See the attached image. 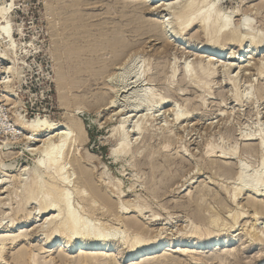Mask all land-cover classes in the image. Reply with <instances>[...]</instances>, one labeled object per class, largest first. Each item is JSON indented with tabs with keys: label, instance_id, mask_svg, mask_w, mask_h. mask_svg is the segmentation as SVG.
Masks as SVG:
<instances>
[{
	"label": "rangeland",
	"instance_id": "1",
	"mask_svg": "<svg viewBox=\"0 0 264 264\" xmlns=\"http://www.w3.org/2000/svg\"><path fill=\"white\" fill-rule=\"evenodd\" d=\"M7 1L14 4L8 14L14 41L4 39L0 26V53L10 44L15 45L9 55L11 67L9 60L4 64L0 61V80L3 81H0V162L11 165L1 171L6 176L11 175L8 177L13 178L9 180L13 183L0 184V237H15L16 242L4 247L1 264H16V255L22 250L37 254L41 262L57 258L55 249L45 253L42 250L48 230L36 228L46 218L35 215L34 201L26 205L25 213H13L19 198L15 197L17 188L14 191L11 185L19 184L17 177L21 176L22 169H33V160L38 154H31V148L34 150L39 145L38 148H43L41 140L47 137L49 142L53 134L59 133V124H67L68 116L78 120L86 134L82 146L78 145L73 149L74 154L72 150L69 154L75 181L79 166L89 173L94 185L106 189L102 191L105 196L116 198L110 197L114 206L118 207L119 202L124 206L145 205V215L137 219L143 226L141 231L145 236L160 231L165 238L163 242L169 247L163 249L166 252L156 250L137 264L156 260L194 264L190 257L202 260L195 264H264V194L254 199L244 191L233 198L240 188L239 166H244L241 176L250 177L258 170L263 172L261 179H264V149L259 147V138L264 135V41L255 50L249 45L251 37L264 33V0H221L218 3L217 8L231 19V28L238 30L246 40L242 48L235 44L217 48L215 54L219 57L212 60L197 57L194 52L205 46V40L196 36L197 27L192 31L187 29L188 33L180 36L178 46L166 45L167 37L162 27L168 25L167 31H172L171 21L175 16H168L162 8L158 14L143 12L141 0H0V8H7ZM75 13L79 20L72 28L68 20ZM116 30L124 45L117 52L118 61L114 62L106 50L96 54L87 51L89 43H98ZM77 37L82 39L77 41ZM68 45L78 52L67 53ZM200 61L205 65L209 63L212 70H198L196 66ZM225 63L232 67L223 75ZM91 65L94 71L107 65L106 72L95 79L82 69ZM186 65L197 73L191 81L183 80ZM5 67H13L8 86L3 85L8 77L7 72L3 73ZM78 68L80 72L75 73ZM173 71L174 83L171 81ZM138 73H146L144 78L148 80L134 84V76ZM211 73L209 78L207 75ZM58 74L68 79V86L57 87ZM205 82L208 85L204 87ZM145 88L163 95L167 104L151 111H132L138 91ZM176 111L180 115L178 120H175ZM144 113L150 115V120L139 124ZM36 117L45 118L47 126L54 124L56 127L51 126V136L46 132L32 143L23 141L25 134L15 129V120L28 121ZM123 120H126L124 133L131 143L128 153L132 155L127 153V156L114 159L109 153L117 143L118 134L112 130ZM136 122L145 129L140 138L132 133ZM111 133L115 137H111ZM254 138L256 140L249 141ZM211 150L215 154L210 155ZM220 151L226 155L217 158ZM23 177L27 180L30 176L24 174ZM5 187H10L9 192L6 190L8 194L3 191ZM11 192L13 195L8 196ZM73 199L71 205L75 208L84 206L82 202L79 206L76 197ZM252 199L259 206L257 214L249 205ZM80 214L91 226L116 223L112 217L95 219L89 214ZM238 214L243 216L235 223ZM27 215L32 219L25 221ZM135 216L124 215L123 219ZM152 217L159 221L152 222ZM210 219L218 220L215 228L208 223ZM192 224L202 229L212 226L221 244L208 249L203 238L202 249H199L200 246H195V238L184 236ZM252 230L261 236L260 243L254 242L255 238L248 234ZM117 245L106 256L116 259L120 256V262L128 264L126 250ZM68 257L77 260L79 254L74 250Z\"/></svg>",
	"mask_w": 264,
	"mask_h": 264
},
{
	"label": "bare ground",
	"instance_id": "2",
	"mask_svg": "<svg viewBox=\"0 0 264 264\" xmlns=\"http://www.w3.org/2000/svg\"><path fill=\"white\" fill-rule=\"evenodd\" d=\"M220 1L221 0H141L140 5L143 6V10H142L143 12L146 10V11H150L153 14L154 13L158 14L159 10H161V8H162L161 11L167 12L168 16H170V15L175 16L174 21L173 20L171 21V22H173V26L171 27V28H173V30L171 31L170 28H169L170 30L168 29L169 32L170 31L172 32V34H169V32L167 31L168 25H166L167 27L165 25H163V27H162L164 35L167 37L166 38V45H168V46H173V45L178 46L179 38H181L180 36L182 34H185L187 32L186 31L187 29H189V31H192L194 27H197L198 30H197L196 36H199V38L201 37L203 40H205V42H204L205 46L198 48L194 52H195V54H197V57L199 56L200 58H208V60H212L213 58H216L218 56V55L216 56L217 53L215 54L217 48L222 49L223 47H225L227 45L229 46L230 44L231 45L235 44L239 48H242L241 46H243L242 44L245 43V40H246V38H244L245 36L243 37L242 34H240L238 32V30L231 28V23H230L231 19L228 17V14L222 13L217 8V5ZM7 3H8L7 8H5V7H4V9H3V7L0 8V26H1V31H2V33L1 32L0 33L3 34V36H5L4 39H8L9 41H14V40H12V37H11V34H12V30H11V26H10L11 24L8 23L9 22L8 14L13 9L14 4H13V1H10V2L7 1ZM75 15H77V14L76 13L74 15L72 14L71 15L72 17H69V19L70 18L71 19L68 20L71 22L70 26H73L72 28L75 27L76 22H78V20H79V18H77ZM169 21H170V19H169ZM171 24H170V26H171ZM246 24H248V23L246 22ZM246 24L244 25V27L245 28L249 27ZM247 29H249V28H247ZM261 33H263V32H261ZM72 34L75 35L74 32ZM246 35H247V33H246ZM120 36H121L120 32L118 30H116L114 33H111L109 36H106L105 38H103L98 43L97 42L89 43L87 51L91 54H96L98 51H105L106 50V51H108V53H110L112 55L114 62H116V61H118V55H117L118 50L120 48L124 47V45L121 43L122 38ZM75 39L77 41H79L82 38L77 37ZM251 39H253V40H249V38H248V40L250 41L249 45L253 50L254 48L258 47L262 41H264V33H263V35L257 34L253 38L251 37ZM14 45H15L14 43H12V45L10 44L6 51L0 53V61H2L3 64H4V62H8L9 55L10 56L12 55V50H13ZM200 46H201V44H200ZM67 47H68V49H66L67 53H69L70 51H74L75 53L78 52L73 47H70V45H68ZM242 52H244V51H242ZM61 54H62V52H61ZM10 62L11 61L9 60L8 63L10 64ZM202 62L203 61L198 62L197 66H196V67H198V70H200L201 72H204L205 70L208 69L210 72L212 70V68H210L211 65L207 62L205 65ZM231 65H229L227 63L224 64V66H223L224 69L222 71L223 75L228 74V71H229ZM106 66L100 67L99 70H97V71L93 70L92 65L89 67L88 66L83 67L82 69L85 70V72L88 73L89 76H92L96 79L97 76L102 75L106 72ZM10 67H11V64H10ZM12 69H13V67L12 68H8V67L6 68L5 67V71L3 73H6V72L8 73V77H6V80H4V83H3V85H5V86H8L7 84L11 83L10 78H12L11 77V75L13 73V72H11V71H13ZM148 71H149V69L147 70V72ZM194 71H195L194 68L186 65L184 67L183 73H182L183 74V80L185 81L187 78L189 79V81L193 80V77L196 76V74H197V73H194ZM78 72H80L79 68L75 71V73H78ZM201 72H199V73H201ZM259 72H260V70H259ZM145 74L146 73L135 74L136 76H134L133 83L137 84L138 82H142L143 80H146L147 78L146 79L144 78ZM155 74H157V73H155ZM258 74H260V73H258ZM149 75L150 74H148V76ZM210 75H212V73L208 74L207 76H209V78H210ZM174 77H175V72L173 71L172 76H171L172 82H173ZM201 77L204 78V76H201ZM206 79L207 78H205V80ZM1 82H3V81H1ZM143 82H145V81H143ZM167 83H169V82H167ZM68 84H69L68 79L64 78L60 74L57 75L56 85L58 88L66 87V86H68ZM202 85L205 87L206 85H208V82H205ZM148 88H145L143 90L141 89L140 91H138L139 96L138 95L137 96L139 98L137 97L138 100L137 99L135 100V104L132 103V104H134L132 111H138L139 109H144V110L147 109V110L151 111V109H156L158 106L160 107L161 105L167 104V98H165L161 94H156L152 90V88L151 89H148ZM178 111H180V110H178ZM140 117H141V120L140 121L138 120L139 124L140 123L143 124L146 121L150 120L149 119L150 115L146 114V113H144L143 116H140ZM179 118H180V115L176 111L175 120H178ZM67 120H68L67 124H59L60 125L59 133H57L56 135L53 134V136L50 137L51 140L49 142H48L49 138H47V137H44L45 139L41 140V142L43 144V145L41 144V147L44 146L43 148H38V147H40V145H39L38 147L36 146L37 148H35L34 150L32 148H31V150L29 149L31 154H33V153L38 154V156L33 160L34 167H33V169L31 168V170H29L28 168H27L28 170L26 168H25L26 170L22 169L23 172L20 173L21 176H18L19 178L17 177V180L19 179V184H16L17 186L11 185V187H14V189H15L14 191H16V188H17V192H15L16 194L15 193L14 194H15V197H17V195H18L17 198H19L16 208L13 209V213L15 215L25 213L26 205H28V203H31L32 201H34L35 210L34 209H32V210L35 211V213L37 212V214H35V215L36 216L39 214L45 215V218H46L42 222V224L36 228H37V230H40V229L42 230L45 228L48 230L47 234L45 233L47 235L46 236L47 239L44 242V244L42 245V250L45 253L51 249H55L57 252V258L56 259H50L48 262H45V261L41 262V260H40L41 258L39 259L37 257V254L33 255V254H30L29 252H26V250H24V251L22 250L23 252L20 251L21 253L19 252L20 253V255L18 254L19 256L16 255L17 258L14 260V261H16L14 263H16V264H122L120 262V260H121L120 256L118 259H116L115 256H113L114 258H110L111 256H108V254L106 256V253L111 251V249L114 248L113 246L116 245V243H117L119 245V247H122L123 250H126L125 255L128 256V257L126 256V258H128L127 263L128 264H137L138 260H142L146 255H150L152 252H154L156 250L168 249L169 247H168V245H166L165 241H164L165 243L163 242V240L165 238H162L163 234L160 231L157 233H154V235H151V236H145V234L141 231L143 226H141V224H139L137 219L138 218L140 219V217L142 215H145L144 211L147 210L144 207L145 205L144 206H140V205L136 206V205H126L129 203H125L126 206H124V204L122 205L119 202L118 207L114 206V204H112V202L110 200V197H113V196H110V195H109L110 197L105 196V193H103L102 191L103 190L105 191L106 189H103L100 186L94 185L91 182L89 173L86 172L85 170H83L79 166L76 168L78 177L76 176V181H75V178H73L75 176V172H74V169L71 168L72 164L70 165L71 157H69V154H70L71 150H72L71 153H73V149H75V147H77L78 145L82 146L81 145L82 142L86 140V134H85V131L83 129V126L81 125V123H79L78 120H75L72 116H68ZM138 123L132 127V133L135 136H137V138H140L141 136H144V130L145 129H144V127L140 126ZM14 124H15L14 125L15 129L17 128L19 131H22L23 134H25L23 136V141L31 142V143H32V141H35L40 135L45 134L46 132H48L51 136V132L53 131L52 127H56V126H53L54 124L53 125L51 124L52 127L47 126L48 123L46 124L45 118L43 119V118H39V117H36L33 120H28V121L16 119ZM119 124H120L119 127L115 128V129L113 128V130H112L113 133L115 132L114 133L115 135L118 134V140H116L117 143L114 147H112L110 149V153L108 152L109 155L111 157H113L114 159L118 158V156H121V155L125 156L129 151V146L131 147V145H129L131 143L128 142L127 133H124V130H125L124 125L126 124V120L121 121ZM56 129H58V128H56ZM120 129H122V132L120 131ZM119 132H121V134ZM113 133H111L112 136L111 135H109V136L115 137V135ZM239 137H240V134H239ZM41 139H43V138H41ZM252 140H256V139L255 138L250 139L249 141H252ZM259 147L262 150L264 149V135H261L259 138ZM29 150H27V151H29ZM217 153H218L217 158H221L222 156L226 155L225 152H223V151H220ZM212 154H215L214 150L210 151V155H212ZM233 154H234V150H233ZM77 159H79V158H77ZM263 159H264V155H263ZM263 159H261V160H263ZM130 162H132V161H130ZM0 164L2 165V167L0 168V171L11 166L9 164H4L2 162H0ZM239 167H240V172L243 175L244 174L243 173L244 166L243 167L239 166ZM256 171H257L256 173L252 172L254 174L253 175L251 174L250 177L241 176V174H240V180H239L240 182L238 181L240 183V185H239L240 188H238L237 191H235V193L233 195L234 199L237 198L240 195V193L244 192V191H247V192H249V194H252L254 199L263 196V194H264V179H261V175L263 172H259L258 170H256ZM1 172H0V184H2L3 186L4 185L6 186L9 183L10 184L13 183V182L9 181V180H11V181L13 180V178L9 179L10 177H8L11 175L6 176V174H4L2 172L4 174L3 175ZM24 174L25 175L29 174L30 177L27 180H25L24 177L22 178V176ZM9 188L5 187V190L3 189V191L6 192V190ZM104 188H106V187H104ZM1 192H2V190H1ZM119 193L120 192L117 193L118 198H120ZM11 194H12V192L8 196H10ZM74 197H76V199L79 203V206H80V203L82 202L84 204V206L87 207V209H85L84 206H82L81 209H77L74 206H72L71 202L73 200H75V199H73ZM113 198H115V197H113ZM254 199L249 201V205L255 210V213L257 214L256 211H257L259 206H258L256 200H254ZM6 200H8V199H6ZM3 205H6V204H3ZM7 205H9L8 202H7ZM7 209L9 210L10 208H8V206H7ZM80 210L82 213L89 214L91 216V218H95V219L98 217H105V218L112 217L114 219L113 221L116 223H112L111 225H104V223H99L96 226H91V223L89 224V222H88V224H87L85 222L86 221V220H84L85 216H81ZM27 213L30 214L31 212L30 213L27 212ZM50 213H51V215H50ZM258 213H260V211ZM7 214L5 213V215H7ZM129 214H135L136 216H135V218L123 219L124 215H129ZM256 214H254V215H256ZM48 215H50V216H48ZM24 216H26V215H24ZM86 216H88V215H86ZM240 216H243V214L239 215L238 217L233 216V218L236 217L234 219L235 223ZM13 218H15V217H13ZM31 219L32 218L30 215H27V217H24L25 221H29ZM34 219H36V218H34ZM157 219L158 218H156V217H152L151 221L152 222L159 221ZM198 220H200V218H198ZM214 220L210 219L211 222H208V223L213 225V227L215 228L217 226L216 221L218 223V220H216V221H214ZM9 221H10V219H9ZM88 221H89V219H88ZM97 221H98V219H97ZM113 221H111V222H113ZM23 223H27V222H23ZM108 224H110V223H108ZM93 225H95V224H93ZM12 226H13V224H11L9 227L12 228ZM192 226L193 227L188 232L186 231V234L184 236L185 237L189 236L188 238H193V239L195 238L197 240V241L194 240L195 246L201 247V245H202L201 241L203 240V238H205L204 240H206V245H207L208 249H212L213 247H216V246L221 244L220 239L217 238V236H215V232L213 231V228H210L212 226L206 227L204 229H202L199 226L193 225V224H192ZM122 228H124V229H122ZM219 231H218V233H219ZM120 234H121V236H120ZM248 234L250 235V237L255 238V239H252V240H254V242H256V241L259 242L262 239L261 236H259L258 234L255 233V230H252V232H249ZM251 234H252V236H251ZM21 236L26 237L24 235H21ZM222 238H224V237H222ZM15 242H16L15 237L14 238L6 237V236L0 237V264L4 261V256L2 255L4 252L3 251L4 247L6 245H10V246L14 245ZM55 242L58 243V245ZM150 249H152V250L150 251ZM199 249H202V247ZM74 250L79 254V258L77 260H75V259L73 260V258L71 259L68 257V255L71 254L72 251H74ZM206 250H207V248H206ZM163 251L166 252L165 250H163ZM196 256H198V255H196ZM200 256L201 255L199 254V257ZM76 258H77V256H76ZM190 258H191L190 260L195 261V262L202 261L201 259H196V258H192V257H190ZM222 258L223 257H221V259ZM192 261H191V263H192ZM173 262L174 261H172L170 263H163V262H159L156 260L150 264H172ZM195 262H194V264H195ZM173 264H177V263H173Z\"/></svg>",
	"mask_w": 264,
	"mask_h": 264
}]
</instances>
